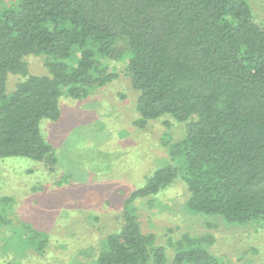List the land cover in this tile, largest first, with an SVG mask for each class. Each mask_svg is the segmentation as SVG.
Listing matches in <instances>:
<instances>
[{
  "label": "trees",
  "instance_id": "trees-1",
  "mask_svg": "<svg viewBox=\"0 0 264 264\" xmlns=\"http://www.w3.org/2000/svg\"><path fill=\"white\" fill-rule=\"evenodd\" d=\"M29 56L44 57L47 74H31ZM105 61L123 66L136 93L135 125L168 115L184 124V136L167 144L165 164L125 199L119 231L91 264H167L165 248L141 231L131 207L178 178L191 214L264 226V27L246 0H13L2 7L0 160L30 159L51 173L57 158L40 121L59 120L63 96L82 100L113 81ZM8 76L18 78L11 93ZM9 204L0 198V227L10 224ZM21 226L16 243L40 251L46 239ZM210 240L171 242L173 264H219L202 245Z\"/></svg>",
  "mask_w": 264,
  "mask_h": 264
},
{
  "label": "rangeland",
  "instance_id": "rangeland-1",
  "mask_svg": "<svg viewBox=\"0 0 264 264\" xmlns=\"http://www.w3.org/2000/svg\"><path fill=\"white\" fill-rule=\"evenodd\" d=\"M12 1L1 0L0 9ZM246 1L264 27V0ZM24 61L31 74H47L44 57ZM105 66L116 75L113 81L82 100L63 96L59 120L40 121L41 135L57 158L51 173L30 159L0 160V198L10 202V224L0 227V264H91L104 239L119 231L125 199L165 164L167 144L184 136V124L168 115L143 128L135 125L136 93L123 66L112 61ZM17 80L8 76L6 93ZM186 199V185L178 178L131 207L141 231L154 234L165 248L167 264L174 257L169 244L184 235L210 237L202 245L219 264H264L262 223L229 225L220 217L191 214ZM22 224L46 239L40 251L36 244L16 243Z\"/></svg>",
  "mask_w": 264,
  "mask_h": 264
}]
</instances>
